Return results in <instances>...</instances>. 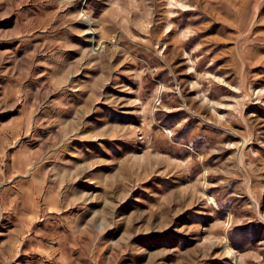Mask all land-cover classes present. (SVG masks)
I'll return each mask as SVG.
<instances>
[{
  "label": "rangeland",
  "instance_id": "374dc122",
  "mask_svg": "<svg viewBox=\"0 0 264 264\" xmlns=\"http://www.w3.org/2000/svg\"><path fill=\"white\" fill-rule=\"evenodd\" d=\"M0 264H264V0H0Z\"/></svg>",
  "mask_w": 264,
  "mask_h": 264
},
{
  "label": "bare ground",
  "instance_id": "6f19581e",
  "mask_svg": "<svg viewBox=\"0 0 264 264\" xmlns=\"http://www.w3.org/2000/svg\"><path fill=\"white\" fill-rule=\"evenodd\" d=\"M226 249H227L228 252L230 251L228 248H226Z\"/></svg>",
  "mask_w": 264,
  "mask_h": 264
}]
</instances>
